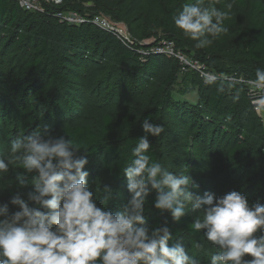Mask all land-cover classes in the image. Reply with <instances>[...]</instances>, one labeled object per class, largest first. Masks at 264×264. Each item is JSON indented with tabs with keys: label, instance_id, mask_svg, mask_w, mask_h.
<instances>
[{
	"label": "trees",
	"instance_id": "obj_1",
	"mask_svg": "<svg viewBox=\"0 0 264 264\" xmlns=\"http://www.w3.org/2000/svg\"><path fill=\"white\" fill-rule=\"evenodd\" d=\"M143 1L63 0L60 5L46 4L44 11L40 12L22 9L14 0H0V35L3 32L10 33L8 36L14 37L15 42L25 49L24 57L21 58L24 67L32 70L38 77L47 78L50 83L60 84L63 91L68 89L69 92L64 93L70 97L90 93L100 95L102 92L100 100L80 110L73 107L74 98L63 100L55 93L54 96L47 93L45 97L49 99L48 102L38 108L33 118L39 119L41 115L42 125L51 118L54 124L49 132L52 135H64L85 146L88 150L85 152L81 148L78 155L98 161L93 166L96 170L93 178L101 177L116 184L119 187V197L126 193L127 181L122 169L130 162L131 148L135 146L137 139L145 135L141 128L145 118L161 125L163 118L168 117L181 128L196 127L198 133L208 138V143H204V146L210 156L225 166L249 159L254 144L252 140L259 137L263 150L261 168L264 174V124L256 116L240 87L230 85L224 80L215 81L216 79L207 83L196 72H184L199 79L190 89L196 91V102L191 104L176 99L173 97L174 78L180 68L174 59L149 53L141 60L131 47L123 44L110 32L90 23L67 24L54 16L58 10L78 11L71 6L72 2H92L114 18L117 16L114 10L126 5L122 13L131 15ZM235 1L246 10L247 21L246 26L236 36L235 44L226 50L225 56H228L227 61L234 64L247 63V74L255 79L256 70L252 64L264 63V3L262 0ZM28 13L30 14L25 16ZM173 16L174 10L171 9L162 20L165 29L172 23ZM90 29L93 30L88 32ZM163 38L173 40L177 48L205 63L208 68L213 67L214 58L210 55L209 45L201 47L194 54L187 50L185 42L178 46L174 38ZM5 55L6 53H0V140L4 134L3 126L5 127L4 124L9 118L17 123L19 115L22 114L21 118L26 119V112H20L22 100L13 95L16 102L11 106L5 98V95L11 97L13 90L9 93L10 88L18 84L5 78V68L8 65ZM132 61L133 71L127 82L129 73L124 74L123 69ZM65 74L67 76L64 77ZM219 86H230L233 95L238 96L237 102H241L243 111L251 108L253 124H246L241 120L237 102L234 105L228 104L227 98L231 95ZM23 92L21 89L20 96ZM63 109L70 112L69 117H62ZM157 137L148 136L151 144L148 154L153 161H157ZM87 171V179L90 180L91 169ZM155 197L156 193L152 191L146 201L149 206L154 205ZM145 219L152 227L166 223L172 233L169 246L182 243L185 234L191 239L187 240L190 246L199 237V233L191 230V216H183L176 222L150 214L145 215ZM245 259L251 258L246 255Z\"/></svg>",
	"mask_w": 264,
	"mask_h": 264
},
{
	"label": "clouds",
	"instance_id": "obj_2",
	"mask_svg": "<svg viewBox=\"0 0 264 264\" xmlns=\"http://www.w3.org/2000/svg\"><path fill=\"white\" fill-rule=\"evenodd\" d=\"M216 3L195 0L174 17L175 26L197 47L227 31L223 22L232 13L233 0L224 4L226 11ZM255 84L264 89V69H256ZM141 128L145 135L137 139L122 169L130 196L115 212L98 206L89 188L88 159L78 155L81 148L88 150L85 146L46 128L15 138L11 158H0V174L18 163L23 172L16 173L17 184L33 188L26 196L17 191L0 203V264H201L183 244L169 246L172 233L166 223L152 227L146 222L144 205L152 191L153 206L169 213L173 222L197 213L191 230H203L214 248L209 264H264V204H250L236 190L220 196L193 194L189 175L169 171L148 154V136H159L163 126L145 118ZM102 191L106 204L113 189L106 185ZM9 204L16 210L10 212Z\"/></svg>",
	"mask_w": 264,
	"mask_h": 264
},
{
	"label": "rangeland",
	"instance_id": "obj_3",
	"mask_svg": "<svg viewBox=\"0 0 264 264\" xmlns=\"http://www.w3.org/2000/svg\"><path fill=\"white\" fill-rule=\"evenodd\" d=\"M246 1L249 2L251 0ZM262 1L264 3V0ZM226 2L227 0H217L216 7L220 10L226 11L224 8ZM186 3H195V0H144L131 15H124L122 13L126 8V5L114 10L117 14V16H113L114 18H112L109 13L105 12L102 7H99L92 2H76L75 4L72 2L71 6L80 12L101 15L106 14L115 24L123 26L132 40L130 46L134 49L139 48L134 52L142 60V58H145L141 57V50H145L147 47L153 45L158 39L163 37L174 38L178 46H181L182 43L185 42L184 44L187 50L194 54H196L195 51L201 48L197 47L196 41H193L186 36L183 31L177 28L174 24V17L178 15L182 10L183 5ZM205 3L207 4L208 0H205ZM47 8H50V6H47ZM171 9L174 10L173 20L169 27L165 29L162 26V20ZM29 14L30 13L25 14V16ZM246 21V10L233 0L232 13L223 22V26L227 28V31L218 35L209 45L211 47L210 55L214 58V63L212 65L213 67L209 66L210 68L208 69L212 73L215 72V81L224 80L230 85L234 84L235 86L240 87V90H242L254 109L256 116H258L264 124V108H261V113L254 108L256 106L255 102L264 95V89L256 87L252 83L255 79L247 74V67L245 66L247 63H245V65L234 64L227 61L228 56H225L227 55L226 50L235 44L236 36H238L241 29L246 26ZM91 30L93 29H90L88 32H91ZM8 35L10 36V33L4 32L0 35V53H6L5 60L8 63L5 68V78L7 77V79H11L18 84L14 85V88L9 87V93L12 90L13 92L10 94V98L6 95L5 98L10 102L11 106L16 102L13 95L21 99L22 103H20V105L22 106V111L20 112H26V114H24L26 119H22L21 114L17 119V123H15L16 120L11 121L9 118L7 123L4 124L5 127L3 126L4 134L1 136L2 139L0 140V158L6 160L11 158L10 144L15 138L24 134H30L38 128L41 130L46 128L49 131L53 126L54 123L51 118H48L46 121L49 125H47L46 122L45 125H42L41 115V117L39 116V119L33 118V115L38 111V108L40 109L42 104L48 102L49 99L45 97L47 93L50 96L51 93L53 96L55 93L61 96L63 100H72V98H74L72 105L77 110L97 102L101 99L102 95V92L100 95L90 93L78 95L76 97L75 95H72L71 97L65 95L64 92H69L68 89L63 91L60 84L50 83L47 78L42 76L38 77L36 73L22 65L21 58L24 57L25 49L15 42L14 37H9ZM198 54L200 53L198 52ZM128 64L129 65L123 69L124 74L129 73L126 80L127 82L133 71L131 66L132 64L134 65V62L132 61ZM252 65H254L255 70L258 68L264 69V63ZM63 76L65 77L67 75L65 74ZM196 81H199V79L195 75L193 76L178 70L175 73L174 78L173 97L195 104L196 91H190V89ZM109 82V84H111L112 79H110ZM127 85L129 86L128 83ZM222 88L224 90L226 89L228 94L231 95L228 96L227 103L234 105L237 102L238 96L233 95L230 86ZM21 89L24 91L22 96H20ZM1 92L2 90H0V94ZM237 107L241 120L246 124H253L251 119V108L243 111L241 102H237ZM61 111L63 112L62 117H69L70 112H68L67 109ZM161 125L163 126L164 131L157 137L155 143L157 162H160L164 167L168 168L169 171L176 173L183 172L189 175L191 177L189 190L193 194L203 195V193L207 191L216 196H220L229 191L236 190L245 195L250 204L253 202L264 204V174L261 168L263 150L259 142V137L258 139L254 137V140H252L254 141V144L252 146L253 148L250 147L252 148V156L249 159L230 166H225L220 163L219 160L210 156L208 149L204 146V143H208V138H205L204 135L198 133L196 127L181 128L178 124L170 121L168 117L163 118ZM205 135H207L206 132ZM97 164V160L90 159L85 165V170L91 169L90 172H92V179H88L89 188L93 191L94 195H96L98 206L106 207L115 212L127 201L130 194L126 188L125 195L119 197V187L116 186V184L101 177L93 178V175L96 173L95 167L93 166H96ZM17 172H23V169L18 163H13L9 166L8 173L0 174V203L8 202L10 197L17 191L26 196V193L32 190L33 186L30 183L23 187L17 184L15 179ZM29 175L31 178V174ZM106 185L110 186L113 189V192L111 198L105 204L102 203V190ZM29 203L31 205L32 202ZM144 207L145 215H160L163 219L166 218L172 221L169 213L165 211L158 212L154 206H149L147 202H145ZM14 210H16L15 206L9 204V211L11 212ZM195 215H197V213L194 212H188L185 214V216H191L192 218ZM202 232L203 230L199 233V237L194 240L193 246H190V244L187 243V240L190 239L187 234L182 237L183 241L181 244H183L186 250L189 251V254H195L200 259L201 264H209L208 253L214 251V248H212L209 242L204 240ZM197 243L201 245V248L198 249L196 247ZM247 257L251 258L250 256Z\"/></svg>",
	"mask_w": 264,
	"mask_h": 264
},
{
	"label": "built area",
	"instance_id": "obj_4",
	"mask_svg": "<svg viewBox=\"0 0 264 264\" xmlns=\"http://www.w3.org/2000/svg\"><path fill=\"white\" fill-rule=\"evenodd\" d=\"M17 2L20 8L29 10V11H40L43 12L46 4L51 5H60L63 3V0H14ZM54 16L60 21L72 25H80L83 23H90L100 29L106 30L114 35L118 40L128 47H131L130 44L132 40L130 35L126 32V29L123 26L115 24L111 19L105 15L101 14H89L86 12H79L76 10H58L54 13ZM135 52L134 49L131 47ZM149 53L161 54L167 58L174 59L180 68L181 72H196L198 76L206 82V79L215 80L216 74L212 73L205 65V63L199 61L194 56L187 54L177 48L175 42L171 39L162 38L159 41L155 42L153 45L147 47L145 50H141V57L148 55ZM143 60V58H142ZM256 87L255 81L252 82ZM254 107L257 111H260L261 108H264V95L256 102Z\"/></svg>",
	"mask_w": 264,
	"mask_h": 264
}]
</instances>
